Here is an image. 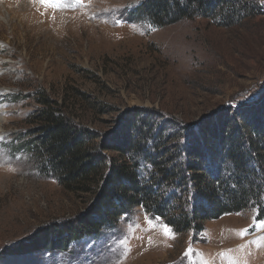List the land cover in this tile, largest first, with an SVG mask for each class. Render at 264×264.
Returning a JSON list of instances; mask_svg holds the SVG:
<instances>
[{
  "label": "rangeland",
  "instance_id": "1",
  "mask_svg": "<svg viewBox=\"0 0 264 264\" xmlns=\"http://www.w3.org/2000/svg\"><path fill=\"white\" fill-rule=\"evenodd\" d=\"M146 1L0 0V264H264L257 208L200 234L168 227L172 236L136 208L95 239L39 246L93 201L61 187L38 148L26 149L42 95L101 136L121 132L135 113L171 130L264 101V14L157 28L133 15Z\"/></svg>",
  "mask_w": 264,
  "mask_h": 264
},
{
  "label": "trees",
  "instance_id": "2",
  "mask_svg": "<svg viewBox=\"0 0 264 264\" xmlns=\"http://www.w3.org/2000/svg\"><path fill=\"white\" fill-rule=\"evenodd\" d=\"M262 14L264 0H147L133 13L157 28L195 18L228 26ZM39 101L26 149L38 148L42 166L65 190L93 196L74 223L39 241L43 249L95 239L136 208L177 234H200L206 223L248 208L264 219L263 99L215 121L171 130L159 116L135 113L109 136L81 127L44 95Z\"/></svg>",
  "mask_w": 264,
  "mask_h": 264
},
{
  "label": "snow or ice",
  "instance_id": "3",
  "mask_svg": "<svg viewBox=\"0 0 264 264\" xmlns=\"http://www.w3.org/2000/svg\"><path fill=\"white\" fill-rule=\"evenodd\" d=\"M41 3L47 4L49 0H40ZM150 224H152V221H149ZM164 232L166 235L172 236L171 229L168 228V226H164Z\"/></svg>",
  "mask_w": 264,
  "mask_h": 264
}]
</instances>
